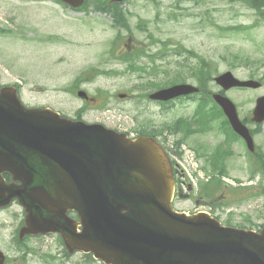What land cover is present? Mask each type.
I'll return each instance as SVG.
<instances>
[{"label":"rangeland","instance_id":"374dc122","mask_svg":"<svg viewBox=\"0 0 264 264\" xmlns=\"http://www.w3.org/2000/svg\"><path fill=\"white\" fill-rule=\"evenodd\" d=\"M94 5L95 0H90L73 9L56 0H0V85L17 84L26 107L47 106L69 117L81 110L87 122H99L132 137L156 130L162 145L175 148L180 143V157L167 150L172 160L195 155L199 169L193 171L184 164L194 198H177L176 210L207 208L196 205L197 198H204L202 193L194 195L200 190L196 186L214 173L210 154L219 142L226 143L230 157L222 166L228 172L224 183L229 188L223 200L229 204L214 208V215L223 224L256 229L264 222V177L258 171L264 172V122L258 125L249 118L255 99L264 94V23L254 21V10L243 1L124 0L119 8L127 14L128 27L119 28L118 22L113 24L112 17ZM226 26L237 31L225 30ZM111 44L115 53L133 51L132 58L123 59V53L111 57ZM206 62L213 72L207 77L205 93L220 91L212 78L227 70L240 79L261 81L259 88L224 91L254 130L255 149L263 157L257 162L236 137L231 142L222 139L225 122L210 98L200 94L161 104L147 99L150 91L175 82L199 83ZM134 65L144 71L129 68ZM78 88L98 94L94 107L82 106L75 96ZM119 92L128 96L118 98ZM187 117H194L202 127L175 133L165 129L177 128L176 122ZM210 190L219 198L214 180ZM23 215L15 201L0 209L4 264H104L91 254L69 252L55 233L19 242Z\"/></svg>","mask_w":264,"mask_h":264},{"label":"water","instance_id":"95a60500","mask_svg":"<svg viewBox=\"0 0 264 264\" xmlns=\"http://www.w3.org/2000/svg\"><path fill=\"white\" fill-rule=\"evenodd\" d=\"M61 1L76 7L83 0ZM214 80L224 89L260 86L230 71ZM196 91L180 83L155 90L149 98L165 101ZM77 95L87 96L84 90ZM213 99L253 150L233 102L220 93ZM251 119H264V95L256 99ZM2 172L13 181L6 183L0 175V207L14 198L24 207L20 239L57 232L69 252H92L106 264H264V225L255 232L224 226L206 212L172 209V165L155 139L130 138L49 107H26L13 85L0 88ZM4 260L0 250V264Z\"/></svg>","mask_w":264,"mask_h":264},{"label":"trees","instance_id":"16d2710c","mask_svg":"<svg viewBox=\"0 0 264 264\" xmlns=\"http://www.w3.org/2000/svg\"><path fill=\"white\" fill-rule=\"evenodd\" d=\"M87 1V0H86ZM95 8L100 10V11H106V12H110L113 15V20L116 22H118L119 24H121L122 26H126V23L124 21V14L120 12L118 6L116 4H113L112 6H108L107 5V0H95ZM231 1H243L247 6H249L250 8H252L256 14V18L254 21L258 22V23H264V0H231ZM127 27V26H126ZM246 28V27H244ZM243 28V29H244ZM225 30H230V29H234L237 31V28L235 26H226L224 27ZM248 56V55H246ZM122 58L125 60H129V56L127 54H123ZM246 58V57H245ZM201 61V58L199 60V62ZM199 64V63H198ZM248 64V63H245ZM133 65V64H132ZM211 65L210 62H206L204 63V76L203 78H200L199 80V84L204 88L206 86L207 83V77L213 72V69L209 66ZM135 65L134 66H129L130 69H135ZM211 78V76H210ZM197 109H199L198 111H200L201 109V105L198 104ZM181 120L177 121V128H172V130H169L168 128H166L168 131L171 132H176L178 129H182L184 128L186 125L183 122H180ZM176 127V126H175ZM155 131L152 130V132H141V134H154ZM176 145H179V143H177ZM179 152V151H178ZM224 156L225 153L223 152V150L216 148L214 151H212V153L210 154L209 157V161L211 166L214 168L213 170V174H212V179H214L216 181V185L217 187H219V183H220V176H217V172L219 171L220 174L223 173V162H224ZM218 172V174H219ZM264 173V172H263ZM211 183V182H209ZM208 183V184H209ZM208 184H205L206 186H209Z\"/></svg>","mask_w":264,"mask_h":264},{"label":"flooded vegetation","instance_id":"af4514ba","mask_svg":"<svg viewBox=\"0 0 264 264\" xmlns=\"http://www.w3.org/2000/svg\"><path fill=\"white\" fill-rule=\"evenodd\" d=\"M97 98H95V96H91L89 94V98L88 99H85L83 100V105L82 106H89V107H93V104L96 102ZM154 102V101H153ZM79 115L80 117L83 115L82 114V111L81 110H76L75 114L73 115V117L75 118H79ZM180 174L181 172L180 171H177L176 172V176H175V185H176V191H177V194L179 197H182V196H187L186 198H189L191 194H193V188L190 184H187V186H185L187 189L186 191V194H183V187H184V181L181 179V174L180 175H177ZM3 176L5 177V179L7 181L10 180L9 178V175L4 173ZM194 198V197H193ZM196 202H197V199H196Z\"/></svg>","mask_w":264,"mask_h":264}]
</instances>
